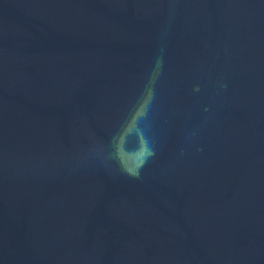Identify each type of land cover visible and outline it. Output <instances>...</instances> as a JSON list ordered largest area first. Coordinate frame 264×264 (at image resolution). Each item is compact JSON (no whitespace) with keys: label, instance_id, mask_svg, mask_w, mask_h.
Instances as JSON below:
<instances>
[{"label":"water","instance_id":"water-1","mask_svg":"<svg viewBox=\"0 0 264 264\" xmlns=\"http://www.w3.org/2000/svg\"><path fill=\"white\" fill-rule=\"evenodd\" d=\"M264 1V0H263Z\"/></svg>","mask_w":264,"mask_h":264}]
</instances>
